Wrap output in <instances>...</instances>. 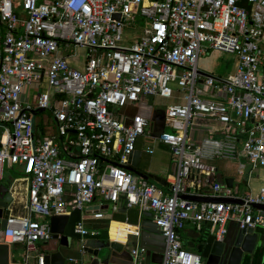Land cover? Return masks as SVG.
<instances>
[{"label": "built area", "instance_id": "1", "mask_svg": "<svg viewBox=\"0 0 264 264\" xmlns=\"http://www.w3.org/2000/svg\"><path fill=\"white\" fill-rule=\"evenodd\" d=\"M135 29L141 34L127 45L123 32ZM80 49L77 67L69 58ZM211 50L236 56L232 74L198 70ZM174 87L180 102L165 108L155 137L176 166L166 194L125 168L151 131L146 118L120 111L142 97L172 98ZM42 110L51 112V135L40 134L46 120L33 119ZM201 120L218 123L221 136L193 141ZM0 129V180L5 165H21L28 185L23 215L9 209L0 231L9 249L23 246L20 264H44L35 244L52 238L49 218L82 211L96 197L114 212L123 199L139 216L151 214L164 239L161 264H205L182 245L187 223L207 224L217 241L230 221L264 228L252 207L264 204V187L240 197L242 205L181 199L205 188L234 197L212 160L237 162L240 175L245 165L249 175L264 167V0H0ZM73 232L88 234L81 223Z\"/></svg>", "mask_w": 264, "mask_h": 264}, {"label": "crops", "instance_id": "2", "mask_svg": "<svg viewBox=\"0 0 264 264\" xmlns=\"http://www.w3.org/2000/svg\"><path fill=\"white\" fill-rule=\"evenodd\" d=\"M76 53L80 58L76 59L70 57L69 61L73 65L81 67L83 65V60L81 59V56L84 53H79L78 50L76 51ZM23 97H25V95H23ZM150 99H154V97H142L138 103L132 106H128L126 111L127 116L140 115L146 118L149 121V129L151 132L154 131V127L157 125V134L158 132H161L164 129L163 120L165 109L163 111L153 109V105H150ZM221 130L222 128L218 123L209 120H201L198 122L197 127L190 132V136L193 141H199L209 132H213L214 136L219 137L221 136ZM144 137L148 138L147 136ZM142 138L143 137L137 140L136 145L138 142H141L140 139ZM154 141H156L155 138ZM136 145L135 150L140 151L139 149H137ZM147 148L152 149L153 153L148 154L146 152ZM156 149H154L148 144L144 145L143 150L140 151V158L136 169L142 175L152 176L154 178H159L161 181H163L166 184L163 187V191L164 193L169 194V184L173 179L176 166L172 161L170 155L171 164H169L167 167H164V157L162 151L163 149H165V147L163 148V146L157 144ZM142 154L145 156V158L144 161L140 163ZM211 163L217 166L218 172L216 175V179L220 183L225 185V179H232L231 190L232 195L235 198H240L246 194L255 195L261 187H264V167L253 171L251 175H249V168L245 165L243 169V174L240 175L238 173L237 162L225 163L219 160H212ZM4 168L14 170L15 174H17L14 178L3 177L2 180H0V183L5 184L9 188V192L13 196L14 201L12 204L9 205V209H11V213L14 215H23V208L27 202L28 185L22 172V166L14 165L9 167L5 165ZM201 194L203 196L211 197L212 191L210 188H205L201 191ZM116 218H122L124 221H117L115 220ZM126 219H130L131 221H133V223L126 221ZM144 219V216H139L138 209L136 207L128 209L124 205L123 199L119 200L118 209L116 212H114L110 204H106L105 202H102L98 197H96L93 202L86 208H84L82 211H72L70 213L68 223L69 227L67 230L70 233L69 235H73V228L75 224L81 223L83 228L88 231V234L85 236H76L80 239L81 246L89 244L91 246H104L105 248L110 243L126 245L127 239L132 240L135 237H138V223ZM207 227L208 225L204 223L197 225L193 224L192 222H189L186 224L185 228L179 233L180 240L186 251L196 254L197 246L199 245V243H184L183 239L188 238V236H192L196 233L203 234V230ZM255 232L260 233L262 237H264V228H261L260 230L255 229ZM146 241V246H148L150 249L160 251L164 250V241L160 240V238L148 236L146 238ZM12 246H15V251L17 253L14 254L12 251V247L10 248L9 264H20L23 258V246L21 244H15ZM18 246L21 247L18 248ZM58 248V242L51 238L47 242H37L35 244V254H41L43 256L50 255L52 253H55ZM188 248H190L194 252L189 251ZM107 250L108 251H104V254H102V257L99 261L92 262L91 260H89L87 255H83L81 258L79 254L80 251L77 248L61 249L64 256L67 258L66 264H146L145 254L142 255L141 260L131 262L130 256H128L127 254H117L113 251H109V248H107ZM17 254L18 256H15ZM153 254L160 255V253L150 251V255H148V264H157L151 259L153 257ZM155 260H157V257H155ZM254 264H259L258 257H255Z\"/></svg>", "mask_w": 264, "mask_h": 264}, {"label": "water", "instance_id": "3", "mask_svg": "<svg viewBox=\"0 0 264 264\" xmlns=\"http://www.w3.org/2000/svg\"><path fill=\"white\" fill-rule=\"evenodd\" d=\"M126 123H130V119H126ZM162 132V131H161ZM160 132V133H161ZM1 133V129H0ZM140 158V151L135 150L130 154L128 158L127 165L125 168L133 173L137 177H141L146 181L154 184L158 188L163 190L166 185L159 178H154L152 176L142 175L137 171V165ZM225 185L227 188H232V179H225ZM181 199L197 202V203H223V204H235L242 205L243 201L239 198L234 197H209V196H193V195H183ZM13 196L9 192V188L0 183V231L4 230L6 227V220L10 213L9 205L13 203ZM252 207L255 210H259L262 215H264V204H253ZM144 220L138 223L139 236L130 240L127 239L126 245H119L115 243H110L104 248V246H91L85 244L81 246V241L77 234L73 232V235L66 233L69 216H51L49 218V227L52 234V239L58 242L59 248L55 253L44 256V264H66V257L62 253L61 249H79L80 257L87 255L89 260L92 262H97L101 259L104 251H113L117 254H127L130 256L131 262H134L133 251L138 250V257L141 258L145 254V262L148 264V255L150 251H154L159 254H153L151 258L152 261L160 264L162 262L163 250H154L146 246V238L148 236H153L155 238H160L164 240L157 229L156 224L151 219V214L149 212H144ZM74 229V228H73ZM143 250V251H141ZM258 251L264 252V246L261 244V239L258 232L255 230H240L237 223L230 221L227 226V232L221 241L215 240L212 234H208L204 238L203 249L200 253L202 259L205 260V264H241L244 256H250L248 261L252 264L254 255ZM157 260H155V257ZM10 259V249L8 245L0 243V264H9ZM246 261V260H245ZM262 264H264V254L262 255Z\"/></svg>", "mask_w": 264, "mask_h": 264}, {"label": "rangeland", "instance_id": "4", "mask_svg": "<svg viewBox=\"0 0 264 264\" xmlns=\"http://www.w3.org/2000/svg\"><path fill=\"white\" fill-rule=\"evenodd\" d=\"M137 34L140 35L141 31L135 29L133 30V32H127V30H124L123 32V36H124V40L127 41V45H129L131 43L128 42V40H131L133 38V36ZM79 53H84V50L80 49L78 50ZM73 53V49H71L68 54H72ZM67 54V55H68ZM237 58L235 55L233 54H229V53H225L222 51H214L211 50L210 52H208L206 55L202 56L199 58V60L197 61V68L199 71L206 73L207 75H211L215 78H225L227 77L229 74H232L235 70V64H236ZM174 90V94L172 96V98H168V99H162V98H158V97H154V99H150V105H153V109L155 110H159V111H163L167 106L172 105V104H176L179 103L178 102V97L182 96V92L180 90H177L175 88H173ZM36 91H37V86L36 85H32L30 86L29 89V99L28 102L30 104H33L34 102V97L36 95ZM127 108H123L120 113L121 114H126L127 115ZM133 112V111H132ZM40 118L44 121H47V126L43 125L42 126V122L40 127L43 130V134L44 135H50L54 133L53 130V119L51 117V112L49 110H42L41 112H39L35 117H33L35 122H38L40 120ZM40 123V122H39ZM158 126L156 125L154 127V131L150 132V135L148 136V138L143 137V141L142 139L141 142H138L136 147L137 149H139L140 151L143 150L144 145H150L151 147H153L154 149H156L157 144L156 141H154V138L157 137L160 132H158L156 134ZM167 130V128H166ZM141 138V137H140ZM160 147V146H159ZM164 148V146H163ZM158 150V149H156ZM163 165L164 167H167L169 164H171V159H170V154L168 149L165 147V149H163ZM155 157V156H154ZM145 156L142 154L141 155V161H144ZM17 174H15L14 170H9L4 168L3 170V177L7 178V177H11L14 178ZM69 227V226H68ZM67 227V229H68ZM67 234H70L68 232V230H66ZM261 239V244L262 246H264V237H262V235L260 233H258ZM201 235L203 236V234L201 233H196L193 234L192 236H188V238L183 239L184 243H191V244H198L201 242ZM21 246H18V248H20ZM189 251H192L190 248H188ZM12 251L13 253H17L15 251V246H12ZM194 252V251H192ZM15 256H18L15 255ZM250 256H244L242 263L241 264H245L244 261L248 260ZM205 262V260H203Z\"/></svg>", "mask_w": 264, "mask_h": 264}, {"label": "trees", "instance_id": "5", "mask_svg": "<svg viewBox=\"0 0 264 264\" xmlns=\"http://www.w3.org/2000/svg\"><path fill=\"white\" fill-rule=\"evenodd\" d=\"M38 127H39V129H40V134L42 135V134H43V130H42V128L40 127V125H38ZM115 220L120 221V222H123V221H124L122 218H119V219L116 218ZM126 221H129L130 223H133V221H131L130 219H126ZM135 222H136V220H135ZM260 229H261V228H257V230H260ZM208 234H209V229H208V227H207V228H205V229L203 230V236L201 237V241H202V242L199 243V245L197 246V251H196V254H197V255H200V253L202 252L204 238H205ZM263 254H264L263 251H258V252L254 255V258H253V262H252V264L255 263V257H258V262H259V264H262L261 262H262V255H263ZM244 263H245V264H249V261L246 260V261H244Z\"/></svg>", "mask_w": 264, "mask_h": 264}]
</instances>
